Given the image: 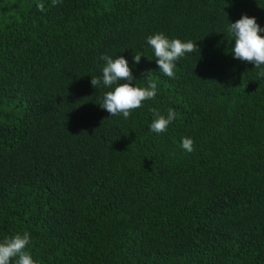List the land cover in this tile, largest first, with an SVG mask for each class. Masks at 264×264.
<instances>
[{"label": "trees", "instance_id": "16d2710c", "mask_svg": "<svg viewBox=\"0 0 264 264\" xmlns=\"http://www.w3.org/2000/svg\"><path fill=\"white\" fill-rule=\"evenodd\" d=\"M243 15L264 28V0H0V241L29 233L36 264H264V77L227 31ZM157 33L199 49L174 79ZM102 55L158 81L128 119L99 106ZM150 108L175 110L166 132Z\"/></svg>", "mask_w": 264, "mask_h": 264}, {"label": "clouds", "instance_id": "9594fccd", "mask_svg": "<svg viewBox=\"0 0 264 264\" xmlns=\"http://www.w3.org/2000/svg\"><path fill=\"white\" fill-rule=\"evenodd\" d=\"M59 0H52L53 6ZM38 11H44V5H37ZM228 33L235 41L231 48V54L234 59L241 62L254 64L256 69H260L258 76L264 77V32L257 23L255 17L243 15L235 23H229ZM147 43L153 48L155 60L159 66V71L169 78H175L176 61L186 53L195 52L198 49L197 44L192 41L182 42L180 39H168L163 33H157L147 38ZM142 54H134L133 61L139 64ZM101 59L105 61L102 68V77L91 76V85L96 89L103 87L111 89L103 94L99 103L100 108L106 110L110 116H123L128 119L133 111L143 107L144 102L154 100L157 95L158 81L150 75L147 77V87L133 86L135 79L128 61L119 56L113 59L108 55H102ZM150 73V71L146 72ZM145 75V74H144ZM120 81H127L120 83ZM153 114V120L149 126L150 131L161 134L167 131L169 124L176 119V112L169 108L165 117L155 108H150ZM130 147V146H129ZM181 148L191 153L193 140L185 137L182 139ZM30 243V235L25 232L23 235L16 234L12 237H5L0 241V264H36L31 254L25 249Z\"/></svg>", "mask_w": 264, "mask_h": 264}]
</instances>
